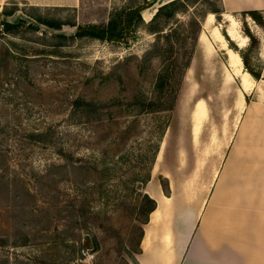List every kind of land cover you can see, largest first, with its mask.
<instances>
[{
	"label": "rangeland",
	"instance_id": "obj_1",
	"mask_svg": "<svg viewBox=\"0 0 264 264\" xmlns=\"http://www.w3.org/2000/svg\"><path fill=\"white\" fill-rule=\"evenodd\" d=\"M129 1L31 0L37 6L32 7L27 0H8L0 8V264H139L136 253L148 220L143 198L148 182L140 185V178L151 167L168 193L161 172L181 173L183 148L189 168L200 157L222 154L215 125L226 122L228 106L235 110L239 87L238 80L224 79L229 71L222 51L210 60L199 40L180 90L178 78L159 90L155 83L163 64L159 57H145L156 38L145 28L128 42L59 37L75 35L81 23L108 21L113 9ZM154 1L143 12L145 20L166 0ZM187 3L189 11L180 15L185 23L203 10L223 11L219 0ZM261 12V23L246 11L232 14L239 29L252 34L237 49L262 79ZM215 19L225 33L223 15ZM2 22L17 27L4 32ZM177 92L176 106L168 111ZM199 98L208 114L205 146L193 156L192 111ZM167 122L163 152L150 166L152 146Z\"/></svg>",
	"mask_w": 264,
	"mask_h": 264
},
{
	"label": "crops",
	"instance_id": "obj_2",
	"mask_svg": "<svg viewBox=\"0 0 264 264\" xmlns=\"http://www.w3.org/2000/svg\"><path fill=\"white\" fill-rule=\"evenodd\" d=\"M7 1L0 0V8ZM222 8L221 15L227 22L225 33L222 22L217 23L210 12L199 40L208 59L217 51L227 56L229 72L224 79L239 81L234 100L237 115L228 106L223 111L226 122L215 125L223 143L219 159L216 154L212 159L210 155L200 157L194 161L196 168H189L187 147L183 148L178 156L177 170L181 173L168 169L161 172L168 181V193L159 176L155 180L152 173L145 192L155 199L157 207L143 227L136 253L139 264H264V76L256 79L245 67L237 48L247 46L250 38L239 29L232 14L264 11V0H222ZM204 100L196 101L195 115L192 111L193 150L205 146L203 129L208 114L205 117Z\"/></svg>",
	"mask_w": 264,
	"mask_h": 264
},
{
	"label": "trees",
	"instance_id": "obj_3",
	"mask_svg": "<svg viewBox=\"0 0 264 264\" xmlns=\"http://www.w3.org/2000/svg\"><path fill=\"white\" fill-rule=\"evenodd\" d=\"M222 2V0H219ZM154 0H130L123 6L113 9L109 13L108 21L102 23H81L78 24L79 31L72 36H66L59 34V37L64 39H75L83 37H92L95 39L107 41V42H128L129 38H134L140 28H145L150 34L156 38L152 43L150 49L145 53V57L155 58L159 57L162 61V68L156 77L155 88L161 90L167 87L170 80L178 78V87L182 85V81L186 76L187 70L193 60L196 52V48L199 42V36L202 32L203 21L207 15V10H203L199 17L192 19L185 23L180 18L181 14L189 11L190 8L187 0H170L160 5L153 17L146 21L143 16L145 9L153 6ZM32 7H37L33 6ZM15 10L9 12H3L5 15H12ZM214 14L221 15V12L216 10L211 11ZM247 15L253 18L256 22L261 23L263 16L261 11L249 10L246 11ZM32 16L37 22L47 25L48 27L61 29L62 24L50 22L38 15ZM196 16V15H195ZM4 32H9L11 29L16 28L17 24L11 22H2ZM249 38H252V34L248 31L245 33ZM245 67L256 79H261L260 74L253 71L241 54ZM178 92L171 98L168 111H171L176 106ZM87 105L91 106V102H87ZM168 122L163 126L159 135V139L155 145L152 146L151 155L149 156L150 166L153 165L157 153L160 148V140L165 133ZM150 170L145 177L140 178V185L147 183L150 180ZM143 188V187H142ZM164 191H167L164 188ZM144 201L147 204L146 213L149 216L152 211L157 207L155 199L147 195H143ZM148 220L145 222L147 223Z\"/></svg>",
	"mask_w": 264,
	"mask_h": 264
},
{
	"label": "bare ground",
	"instance_id": "obj_4",
	"mask_svg": "<svg viewBox=\"0 0 264 264\" xmlns=\"http://www.w3.org/2000/svg\"><path fill=\"white\" fill-rule=\"evenodd\" d=\"M209 26V25H208ZM241 46V45H240ZM262 52H264V45L262 46ZM245 79V78H244ZM246 80V79H245ZM247 83V82H246ZM202 111V110H201ZM202 113V112H201ZM198 117V116H197Z\"/></svg>",
	"mask_w": 264,
	"mask_h": 264
},
{
	"label": "water",
	"instance_id": "obj_5",
	"mask_svg": "<svg viewBox=\"0 0 264 264\" xmlns=\"http://www.w3.org/2000/svg\"><path fill=\"white\" fill-rule=\"evenodd\" d=\"M147 21V20H146Z\"/></svg>",
	"mask_w": 264,
	"mask_h": 264
}]
</instances>
